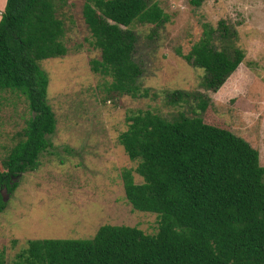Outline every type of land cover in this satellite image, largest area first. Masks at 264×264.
Instances as JSON below:
<instances>
[{
  "label": "trees",
  "instance_id": "1",
  "mask_svg": "<svg viewBox=\"0 0 264 264\" xmlns=\"http://www.w3.org/2000/svg\"><path fill=\"white\" fill-rule=\"evenodd\" d=\"M57 2L62 0H5L0 11V92H17L29 110L18 140L0 159V212L18 175L35 169L38 154L52 146L48 135L55 118L47 102L48 77L38 61L66 53ZM81 13L100 52L92 70L112 76L111 91L147 95L131 59L135 35L129 25H162L168 14L156 0H86ZM201 26L200 38L184 58L203 69L200 85L215 91L244 53L233 46L235 31L223 19L216 31L206 22ZM214 37L225 45L215 48ZM164 99L189 104L194 115L179 111L165 118L138 109L125 116L127 127L117 135L141 177L134 182L130 170H122L125 199L132 209L157 215L155 233L102 224L87 238H31L15 253L14 264H264V166L258 151L202 120L194 109L204 111L207 97L173 89ZM2 255L0 250V264Z\"/></svg>",
  "mask_w": 264,
  "mask_h": 264
},
{
  "label": "rangeland",
  "instance_id": "2",
  "mask_svg": "<svg viewBox=\"0 0 264 264\" xmlns=\"http://www.w3.org/2000/svg\"><path fill=\"white\" fill-rule=\"evenodd\" d=\"M86 0H62L57 16L66 53L38 61L46 72L47 102L55 129L51 147L37 156L38 166L17 177V186L5 198L0 212V250L4 264H14L15 253L31 238H87L99 225L136 226L155 233L157 215L131 208L124 196L121 172L129 169L134 182L141 177L117 141L126 129L125 116L138 109L165 118L179 111L194 115L189 104H168L164 93L173 89L207 97L204 111L195 112L205 123L225 128L244 138L258 151L264 166V0H156L168 14L162 25L133 22L131 59L141 72L138 84L145 96L131 97L110 90L111 75L92 70L100 59L82 18ZM223 19L235 31L232 44L244 55L236 69L215 90L200 85L202 68L184 55L198 41L206 22L216 29ZM216 31V30H215ZM215 48L225 45L212 38ZM223 45V46H224ZM158 95H152L151 92ZM192 100V98H189ZM29 110L17 92H0V159L18 140Z\"/></svg>",
  "mask_w": 264,
  "mask_h": 264
},
{
  "label": "crops",
  "instance_id": "3",
  "mask_svg": "<svg viewBox=\"0 0 264 264\" xmlns=\"http://www.w3.org/2000/svg\"><path fill=\"white\" fill-rule=\"evenodd\" d=\"M5 0H0V11L3 9Z\"/></svg>",
  "mask_w": 264,
  "mask_h": 264
},
{
  "label": "water",
  "instance_id": "4",
  "mask_svg": "<svg viewBox=\"0 0 264 264\" xmlns=\"http://www.w3.org/2000/svg\"><path fill=\"white\" fill-rule=\"evenodd\" d=\"M7 197V194H5V198Z\"/></svg>",
  "mask_w": 264,
  "mask_h": 264
}]
</instances>
